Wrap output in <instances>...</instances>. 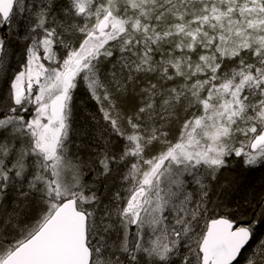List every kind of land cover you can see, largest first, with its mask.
<instances>
[{
    "label": "snow or ice",
    "instance_id": "snow-or-ice-1",
    "mask_svg": "<svg viewBox=\"0 0 264 264\" xmlns=\"http://www.w3.org/2000/svg\"><path fill=\"white\" fill-rule=\"evenodd\" d=\"M0 264H264V0H0Z\"/></svg>",
    "mask_w": 264,
    "mask_h": 264
},
{
    "label": "rangeland",
    "instance_id": "rangeland-1",
    "mask_svg": "<svg viewBox=\"0 0 264 264\" xmlns=\"http://www.w3.org/2000/svg\"><path fill=\"white\" fill-rule=\"evenodd\" d=\"M19 59H20V55H19V52H17L16 58L13 61V64L15 65L16 61L19 60Z\"/></svg>",
    "mask_w": 264,
    "mask_h": 264
},
{
    "label": "flooded vegetation",
    "instance_id": "flooded-vegetation-1",
    "mask_svg": "<svg viewBox=\"0 0 264 264\" xmlns=\"http://www.w3.org/2000/svg\"><path fill=\"white\" fill-rule=\"evenodd\" d=\"M14 61V60H13Z\"/></svg>",
    "mask_w": 264,
    "mask_h": 264
}]
</instances>
